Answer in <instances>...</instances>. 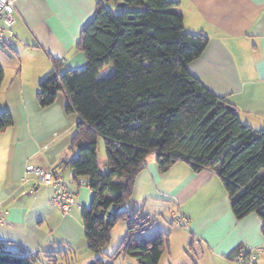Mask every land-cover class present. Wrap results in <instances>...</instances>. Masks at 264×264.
<instances>
[{"label": "trees", "instance_id": "16d2710c", "mask_svg": "<svg viewBox=\"0 0 264 264\" xmlns=\"http://www.w3.org/2000/svg\"><path fill=\"white\" fill-rule=\"evenodd\" d=\"M121 2L125 6L118 8ZM177 5L97 0L75 47L85 55L84 68L65 69L63 61L53 59L38 87L41 107L52 106L62 92L67 112L79 117L72 140L78 154L68 165L73 180L83 179L93 194L91 205L82 209V223L94 264H106L104 249L122 221L127 234L108 257L110 264L127 257L137 264H159L169 250V234L145 237L157 218L133 206L136 177L151 154L163 173L178 163L194 172H216L236 219L258 215L264 236V129L243 123L225 97L191 74L189 65L203 55L209 38L186 32ZM109 64L114 72L99 77ZM4 78L0 64V88ZM13 125L10 111L0 112V132ZM100 138L106 146V172L98 157ZM38 259L0 242V264H35Z\"/></svg>", "mask_w": 264, "mask_h": 264}, {"label": "crops", "instance_id": "0c3cea01", "mask_svg": "<svg viewBox=\"0 0 264 264\" xmlns=\"http://www.w3.org/2000/svg\"><path fill=\"white\" fill-rule=\"evenodd\" d=\"M167 1L178 2L176 9L184 18L186 32L209 38L203 55L189 65L191 74L225 97L243 123L264 129V0ZM14 2L17 40L2 49L5 56L0 58L5 71L0 112L8 110L14 118V125L0 132V242L38 255L37 264L55 260L68 264L76 248H85L83 261L90 264L95 256L88 249L82 209L91 205L93 194L88 186L73 180L68 165L78 154L72 140L79 117L67 112L64 93L52 106L43 108L37 92L53 59L63 61L65 69L86 65L85 55L75 47L82 29L94 17L97 0ZM105 68H109L108 76L114 72L110 64ZM10 73L13 78L8 80ZM28 167L55 170L82 206L63 214L52 203V188L35 185V193L28 194L23 187ZM102 170L106 172V166ZM132 200L134 209L157 218L159 232L169 234V250L173 231L185 235L183 246L189 245L197 257L195 261L189 256L186 264H239L233 255L240 247L261 249L253 264H264L261 219L256 214L236 219L230 197L212 170L194 172L178 163L163 173L156 155L151 154L136 177ZM177 211L189 217L188 229H175L173 213ZM195 239H200L199 245L194 244ZM59 251L67 253L58 255Z\"/></svg>", "mask_w": 264, "mask_h": 264}, {"label": "built area", "instance_id": "2783aa9c", "mask_svg": "<svg viewBox=\"0 0 264 264\" xmlns=\"http://www.w3.org/2000/svg\"><path fill=\"white\" fill-rule=\"evenodd\" d=\"M16 7L14 0H0V49L12 47L17 36L13 30L16 22ZM35 185L53 189L52 203L63 213L68 214L73 207H81V202L68 188V182L55 170L42 167H28L23 177V187L28 194L35 193ZM79 186H86L83 179L78 181ZM3 203L0 201V224L2 223ZM173 222L183 228H189L190 219L181 211L173 213ZM200 239L194 244L199 245ZM261 249H245L237 253L233 260L239 264H253Z\"/></svg>", "mask_w": 264, "mask_h": 264}, {"label": "rangeland", "instance_id": "374dc122", "mask_svg": "<svg viewBox=\"0 0 264 264\" xmlns=\"http://www.w3.org/2000/svg\"><path fill=\"white\" fill-rule=\"evenodd\" d=\"M4 55V51L2 52V49H0V58L2 59ZM111 65V64H110ZM108 71L109 68H105L103 72L101 73V77L106 78L108 77ZM13 74L10 73L8 75V80H11ZM26 76V75H25ZM99 159H100V167L101 169L105 168V164L107 163V158H106V146L105 142L103 139H99ZM161 223V222H160ZM161 225L159 224L158 226H154L148 233H146L145 237H151L157 232H159ZM175 229L177 231H183L187 228L180 227L178 225L175 226ZM169 232V230L167 231ZM172 232V231H171ZM127 234V223L122 221L117 223V225L114 227L112 230V238L111 241L108 243V245L105 247L104 252H105V260L106 264H110L109 259H107L109 256L113 255L114 252L118 249L119 245L122 243L124 238L126 237ZM173 245L171 250H167L166 253L163 255V258L161 259L160 264H186L188 263L187 260L189 259L188 257L190 256L193 260L197 261L196 254L192 252V249L187 245V247H184L185 243V235L181 234V232H174L173 231ZM83 248V247H82ZM75 254H70V258L73 260L71 261V264H86L83 259L84 254L86 252V249H75ZM188 255V256H186ZM58 257V256H57ZM107 257V258H106ZM60 258V257H59ZM58 258V259H59ZM125 259H127L125 261ZM60 261V259H59ZM125 261V262H124ZM62 261L60 262V264ZM37 264V263H35ZM65 264V262H64ZM114 264H137L136 261L132 258H119L116 261H114Z\"/></svg>", "mask_w": 264, "mask_h": 264}, {"label": "water", "instance_id": "95a60500", "mask_svg": "<svg viewBox=\"0 0 264 264\" xmlns=\"http://www.w3.org/2000/svg\"><path fill=\"white\" fill-rule=\"evenodd\" d=\"M124 6H125V2H121V3H119V4L117 5L118 8H122V7H124ZM90 264H94V260H92V261L90 262Z\"/></svg>", "mask_w": 264, "mask_h": 264}]
</instances>
